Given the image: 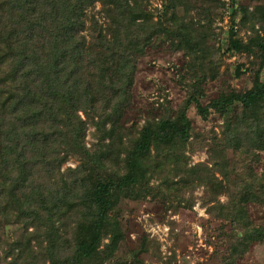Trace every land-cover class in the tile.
<instances>
[{
    "label": "trees",
    "instance_id": "16d2710c",
    "mask_svg": "<svg viewBox=\"0 0 264 264\" xmlns=\"http://www.w3.org/2000/svg\"><path fill=\"white\" fill-rule=\"evenodd\" d=\"M100 1L103 24L91 18L86 39L83 10L93 0H0V216L21 227L17 238L0 239V246L11 253L14 264H105L121 237L114 214L118 202L150 193L152 150L161 156L154 160L156 168L166 162L175 169L188 138L198 135L191 132L189 108L209 121L210 112L224 116L240 103L235 116L222 124L220 136L210 129L206 137L213 169L204 166L194 175V183L229 197L225 204L217 201L216 213L232 227L228 262L233 263L250 242L264 240V227L251 223L246 213L248 202L264 206V164L259 173L250 164L240 173L222 157L231 150L258 162L264 152V5L249 9L232 4L231 18L240 13V22L252 30L243 43L233 38L232 20L227 44V50L245 51L258 65L249 89L222 92L204 103L203 87L197 85L205 83L204 72L194 81L188 76V94L177 110L139 123L123 119L139 56L151 37L165 36L162 32L170 28L165 22L170 19L174 30L179 26L174 7H185L187 0H163L155 21L149 15L139 19L144 14L139 0ZM209 12H202L208 22L200 27L205 32L195 29L194 40L185 26L180 37L187 38L190 55L199 59L202 53L207 58L213 54L206 45L213 19ZM210 59L204 60L206 65ZM29 125L33 130L24 137ZM88 126L96 139L89 145ZM70 157L78 163L61 170ZM199 165L188 171L192 174ZM189 176L186 181L193 180ZM106 236L109 241L100 248ZM70 242L71 258L59 256Z\"/></svg>",
    "mask_w": 264,
    "mask_h": 264
},
{
    "label": "rangeland",
    "instance_id": "374dc122",
    "mask_svg": "<svg viewBox=\"0 0 264 264\" xmlns=\"http://www.w3.org/2000/svg\"><path fill=\"white\" fill-rule=\"evenodd\" d=\"M139 1L142 2L144 12L139 19L143 21L144 16L149 15L154 21L158 20L163 0ZM210 1L187 0L185 7L176 5L174 11L180 17L179 26L174 30L171 27L172 21L169 19L165 22V27L170 26V28L162 32L165 36L170 34L174 38L162 36L156 39L153 36L148 40L145 53L139 56L130 101L123 113V119L143 123L145 118L153 114L155 118H159L158 116H162L169 109L171 112L177 110L188 94L186 87L191 80L188 76H192L194 81L197 79V74L200 75L202 72L207 79L205 83L200 81L197 85L200 88L203 87L204 103L217 98L222 92L230 90L244 92L249 89L258 65L252 64L251 56L245 51L235 53L227 50L233 20L231 18L232 4L234 3L236 7L242 4L251 9L252 6L264 5V0H220L222 3L220 7L212 6ZM131 2L134 1L131 0ZM102 7L100 0H93L84 8L83 12L87 18L84 19L82 33L86 39L89 38L88 33L91 30V18L103 24L105 16L101 11ZM110 7L112 9V6ZM203 11H210L209 14L213 18L211 29H207L206 33V45L213 49L207 65L204 61L209 59L205 57L207 53L200 54L203 55L202 59L191 56V45L187 38L183 37L186 42L180 39L185 26L191 29L194 40L197 38L195 29L208 26L206 16L202 14ZM240 18L241 14L235 13L233 20L235 37L233 38H238L244 43L247 36L252 34V30L240 22ZM260 77L264 79V67ZM239 105L233 104L229 108V114L224 116L214 111L210 112L209 121L199 118L194 107L191 106L188 110L191 132L193 135L198 134L199 137L191 135L188 138L183 151L184 157L175 158V169H170L166 162L163 163L162 169L156 168L153 164L154 160L158 162L157 158L161 156L156 150H152L150 154L152 166L149 165L148 171L150 193L145 195L142 193L133 199L123 198L118 202L117 211L114 214L121 237L114 246L110 260L105 264H264V240L250 242L247 251L241 257H236L233 263L228 262V234L232 227L228 221L225 222L222 217H218L216 212L219 205L217 201L225 204L229 197L223 191L217 193L218 195L213 194L205 183H194L197 170L204 166L212 167V169L214 167L211 156L208 157L206 145L209 130L214 129L219 137L222 124L226 118L235 116ZM79 115L85 119L81 112ZM88 127L85 137L87 145L91 143V140L96 142V139L91 138L88 133L94 128ZM26 129L23 133L24 137L33 130V126L29 125ZM222 157L226 158L227 162H231L236 167L235 170L240 173L247 172L249 164L254 172L259 173L263 170L264 152L261 153L258 162H249V157L231 150L225 152ZM244 158H247L246 163L242 162ZM77 163L75 158L70 157L61 165V170H64L66 166L73 167ZM197 164L200 165L192 170V175L188 170L195 168ZM214 173L221 179L222 175L219 171ZM189 174L192 181H186ZM171 182L175 184L171 185ZM168 185L169 189H166ZM246 213L251 223L264 227V206L248 202ZM4 222V218L0 216V239L17 238L21 233V227L13 222L6 221V224ZM65 222L70 224L69 221ZM235 230L236 236H240L241 229L237 226ZM108 241L109 238L104 237L100 248H103V244ZM46 247L47 245H44L39 252L43 254ZM72 247L73 244L70 242L68 248L62 249L59 256L71 258L72 255L68 254L71 253ZM12 260L11 253H8L4 246H0V264H14ZM16 262L18 263L19 260L17 259Z\"/></svg>",
    "mask_w": 264,
    "mask_h": 264
}]
</instances>
